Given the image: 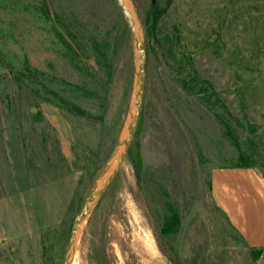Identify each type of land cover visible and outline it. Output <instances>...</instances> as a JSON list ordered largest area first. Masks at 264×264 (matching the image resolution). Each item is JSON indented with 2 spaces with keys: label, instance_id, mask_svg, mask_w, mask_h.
<instances>
[{
  "label": "rangeland",
  "instance_id": "obj_1",
  "mask_svg": "<svg viewBox=\"0 0 264 264\" xmlns=\"http://www.w3.org/2000/svg\"><path fill=\"white\" fill-rule=\"evenodd\" d=\"M130 2L147 52L141 118L71 261L264 264L212 197L215 168L264 178V0ZM136 73L117 0H0V264H63L126 134Z\"/></svg>",
  "mask_w": 264,
  "mask_h": 264
},
{
  "label": "crops",
  "instance_id": "obj_2",
  "mask_svg": "<svg viewBox=\"0 0 264 264\" xmlns=\"http://www.w3.org/2000/svg\"><path fill=\"white\" fill-rule=\"evenodd\" d=\"M212 197L246 244L264 252V178L254 168H215Z\"/></svg>",
  "mask_w": 264,
  "mask_h": 264
},
{
  "label": "water",
  "instance_id": "obj_3",
  "mask_svg": "<svg viewBox=\"0 0 264 264\" xmlns=\"http://www.w3.org/2000/svg\"><path fill=\"white\" fill-rule=\"evenodd\" d=\"M117 2L124 13L126 20L129 23L133 46L135 54L137 55V73L135 85L136 106L134 109V113L132 114L131 122L127 127L126 134L123 136L119 147L116 149L114 154L102 169L97 180L90 189L80 212L74 220L70 232L69 241L65 250L63 264H70V259L77 243V238L81 226L88 220L94 206L107 191L116 175L118 174L122 163L126 159L134 141L143 109L147 52L143 34L141 31V25L133 7L132 9L128 8L125 0H117Z\"/></svg>",
  "mask_w": 264,
  "mask_h": 264
},
{
  "label": "trees",
  "instance_id": "obj_4",
  "mask_svg": "<svg viewBox=\"0 0 264 264\" xmlns=\"http://www.w3.org/2000/svg\"><path fill=\"white\" fill-rule=\"evenodd\" d=\"M171 0H168V2H170ZM232 117H234L233 116V114H232ZM238 123L241 125L242 123H241V121H238ZM229 134H230V136H231V138L232 139H234V140H237V137L235 136V134H234V132H233V130H232V128H231V126H229ZM241 156H242V158H244V153H241ZM233 167H240V168H252V166L249 164V163H244V164H239V165H235V166H233ZM253 251H257V252H263L262 250H257V249H254V248H251Z\"/></svg>",
  "mask_w": 264,
  "mask_h": 264
},
{
  "label": "bare ground",
  "instance_id": "obj_5",
  "mask_svg": "<svg viewBox=\"0 0 264 264\" xmlns=\"http://www.w3.org/2000/svg\"><path fill=\"white\" fill-rule=\"evenodd\" d=\"M126 2V1H125ZM129 3H130V5H127V3H126V5L128 6V8H130V9H132V3L130 2V0H129ZM135 106H136V95H135V98H134V101H133V105H132V112H131V118H132V114L134 113V109H135ZM131 118H130V121H129V124H130V122H131ZM128 124V125H129ZM82 227V226H81ZM81 229V228H80ZM80 232V231H79ZM74 251V250H73ZM73 254V253H72ZM72 257V256H71ZM70 264H77V260H76V258H75V255H74V257L72 258V261H71V259H70Z\"/></svg>",
  "mask_w": 264,
  "mask_h": 264
}]
</instances>
